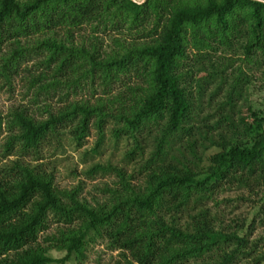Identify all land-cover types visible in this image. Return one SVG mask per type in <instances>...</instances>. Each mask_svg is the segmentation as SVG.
<instances>
[{
  "label": "trees",
  "instance_id": "1",
  "mask_svg": "<svg viewBox=\"0 0 264 264\" xmlns=\"http://www.w3.org/2000/svg\"><path fill=\"white\" fill-rule=\"evenodd\" d=\"M93 21L127 23L144 39L123 45L115 38L121 48L105 55L98 41L74 43V29ZM33 54L46 70L31 80V102H43L47 117L36 118L26 105L7 117L0 112V155L15 157L0 164V264L78 262L95 237L120 250L127 264H264V235L252 238L257 225L264 226V111L243 97L264 66V0H0V74H17ZM121 74L136 79L125 83L131 103L116 112L102 98L47 107L45 97L62 86L68 96L82 81L107 83ZM225 86L214 112L201 117L205 94L211 107ZM92 118L99 140L107 118L121 122L116 137L134 140L163 121L141 186L111 165L88 171L113 168L119 177V187L106 188L110 198L95 205L79 198L80 186H56L54 173L36 162L68 127L81 145ZM175 143L179 156L171 157ZM210 147L217 151L203 165ZM139 148L136 143L128 154ZM226 186L260 194L250 222L226 223L208 206ZM50 220L56 229L47 233ZM53 250L65 253L57 258Z\"/></svg>",
  "mask_w": 264,
  "mask_h": 264
},
{
  "label": "rangeland",
  "instance_id": "2",
  "mask_svg": "<svg viewBox=\"0 0 264 264\" xmlns=\"http://www.w3.org/2000/svg\"><path fill=\"white\" fill-rule=\"evenodd\" d=\"M25 1V0H21ZM141 1V0H138ZM120 25V24H119ZM149 26V25H148ZM150 27V26H149ZM57 35H63V31H58ZM74 43L78 45H90L91 42H97L101 54L105 52L111 53L112 50H118L121 47L116 46L113 40L116 38L121 44L129 45L134 41H142V33H137L135 29L128 28L127 23H123L121 27H111L107 24L106 27L98 25L95 21L92 23H85L72 32ZM41 39L43 35H38L31 38L22 39V42L32 43ZM96 37V38H95ZM4 49L6 44L3 45ZM7 48V47H6ZM105 55V54H104ZM103 56V55H102ZM28 62L21 65V69L17 74L10 77L0 74V112L3 116L7 117L9 111L18 106L26 105L28 110L33 112L36 118H46L47 113L43 110V102L37 106L32 104L31 100L35 93V86L32 79L37 77L40 72L46 69L41 64L42 57L33 54ZM49 71H46L48 74ZM126 74H121L117 79L104 83L99 77L95 79L93 84L91 81L85 80L81 85L76 87L75 92H70L65 96L67 91L65 87H60L54 93L45 97L48 102L47 107L52 111H57L62 108L66 102H89L96 104L99 98H102L106 103L108 109L113 112L119 108V105L127 107L129 103L127 92L125 91V83H131L136 78ZM254 80H252L249 87L246 89V94L243 96L250 102L253 110L261 115L264 111V66L255 71ZM48 76V75H47ZM261 86V87H260ZM212 90V86H210ZM223 87L221 92L213 98L211 107L207 105L209 95L206 93L203 99V106L201 117L208 113H213L215 110V103L223 99ZM45 94L39 95V101L44 99ZM115 98L111 103L109 99ZM117 98V99H116ZM261 110V112H259ZM200 118V117H199ZM198 118V119H199ZM92 118L89 122V130L83 137L81 145H76V142L69 136V127L60 136V142L57 143L52 140L50 145L46 146L43 152V158L36 161L41 164V167L47 171H52L55 176V184L59 188H73L80 186L79 198L85 199L91 205L101 204L110 198V193L107 192V187L116 188L120 186L119 177L115 170L107 169L106 171L99 170L93 173L88 172L93 166L101 165L123 169L126 175H132L129 180L130 185L138 187L144 183L147 171L145 164L149 159L152 151L155 148L156 138L159 135L163 125L160 123H153L144 129L136 132V139L128 134H121L116 137L114 129L121 126L120 121L112 118H107L103 127V139L99 140L98 129L93 125ZM248 122H252L253 118L249 117ZM212 121V119H211ZM3 139L0 140L2 142ZM184 140H186V137ZM136 143H139L140 148L132 154H128ZM180 143H175L170 149V156L178 155L177 146ZM98 145L97 149L96 146ZM215 147H210L203 154V165L207 164L209 155L216 152ZM199 152L202 154L201 149ZM14 156H9L5 159L1 158L0 164L14 159ZM260 194L255 195L253 192L243 187L226 186L215 193L214 200L208 203L212 211L223 215V220L226 223H232L231 219L240 221L245 218L246 222H250L258 210V204L255 201ZM216 203V204H215ZM50 226L46 230L54 232L56 229V222L50 220ZM60 225V224H59ZM264 235V226L257 225L252 238ZM65 250L52 251V255L59 258L62 257ZM67 264H127L126 258L120 250L111 249L107 246L106 240L101 237H95L92 241L85 244L84 257L82 260H70ZM191 264H194L193 262ZM243 264V263H240Z\"/></svg>",
  "mask_w": 264,
  "mask_h": 264
},
{
  "label": "water",
  "instance_id": "3",
  "mask_svg": "<svg viewBox=\"0 0 264 264\" xmlns=\"http://www.w3.org/2000/svg\"><path fill=\"white\" fill-rule=\"evenodd\" d=\"M134 2H137V3H142L144 0H141V1H138V0H132Z\"/></svg>",
  "mask_w": 264,
  "mask_h": 264
}]
</instances>
